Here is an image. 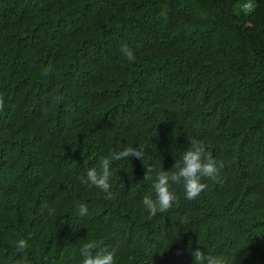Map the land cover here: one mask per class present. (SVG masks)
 I'll return each mask as SVG.
<instances>
[{
  "label": "trees",
  "instance_id": "obj_1",
  "mask_svg": "<svg viewBox=\"0 0 264 264\" xmlns=\"http://www.w3.org/2000/svg\"><path fill=\"white\" fill-rule=\"evenodd\" d=\"M0 94V264H80L88 241L114 264H264V0H0ZM192 139L218 173L148 219L146 167ZM127 146L146 155L112 162L114 198L80 182Z\"/></svg>",
  "mask_w": 264,
  "mask_h": 264
},
{
  "label": "clouds",
  "instance_id": "obj_2",
  "mask_svg": "<svg viewBox=\"0 0 264 264\" xmlns=\"http://www.w3.org/2000/svg\"><path fill=\"white\" fill-rule=\"evenodd\" d=\"M121 54L129 61L135 60V54L126 44L120 48ZM49 69L43 70L44 75H48ZM60 99V98H58ZM4 109L3 95L0 94V111ZM190 146L183 151L180 160H176L170 171L157 169L155 166H147L144 179L152 181V188L155 193V199L151 196H144L142 204L149 213L148 219H152L157 213H165L169 211L173 202L178 199L177 195L170 190V184H183L184 195L187 200L196 199L202 191L207 187L202 183L203 177L214 178L218 173L217 163L210 153L206 151L204 144L196 139L189 140ZM144 146L124 147L119 152H113L110 156L100 158L101 171L96 168H89L85 175L78 177L82 184L89 187H95L105 193V199H112L113 192L111 190L110 166L113 161L128 160L135 157L143 160L146 155ZM175 169V170H173ZM88 215L87 205L78 206L76 216L84 217ZM16 248L20 252L27 249L28 244L24 239H18ZM99 245L95 241H88L80 247V264H114V252L97 251ZM194 264H227L225 259L219 255L205 254L197 248L192 252ZM17 264H26L24 260H18Z\"/></svg>",
  "mask_w": 264,
  "mask_h": 264
}]
</instances>
